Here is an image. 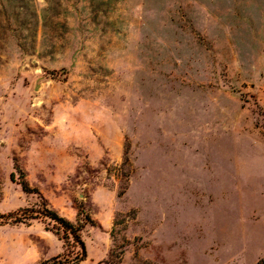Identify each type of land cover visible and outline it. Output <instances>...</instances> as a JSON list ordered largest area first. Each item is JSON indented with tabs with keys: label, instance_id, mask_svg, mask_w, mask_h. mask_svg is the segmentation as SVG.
I'll return each instance as SVG.
<instances>
[{
	"label": "rangeland",
	"instance_id": "374dc122",
	"mask_svg": "<svg viewBox=\"0 0 264 264\" xmlns=\"http://www.w3.org/2000/svg\"><path fill=\"white\" fill-rule=\"evenodd\" d=\"M45 207L78 264L262 259L264 0H0V214ZM52 226L0 264L65 257Z\"/></svg>",
	"mask_w": 264,
	"mask_h": 264
},
{
	"label": "trees",
	"instance_id": "16d2710c",
	"mask_svg": "<svg viewBox=\"0 0 264 264\" xmlns=\"http://www.w3.org/2000/svg\"><path fill=\"white\" fill-rule=\"evenodd\" d=\"M25 192H29L28 186L23 184ZM46 218L53 222L52 231L61 240L71 245L73 251L65 254V257L54 258L51 264H78L84 261L87 257L86 244L82 239L81 231L82 225H76L70 220L60 216L57 212L48 209L47 207L42 210L20 209L8 214H0V224H21L29 220ZM86 219H89L86 217ZM256 264H264V257Z\"/></svg>",
	"mask_w": 264,
	"mask_h": 264
}]
</instances>
